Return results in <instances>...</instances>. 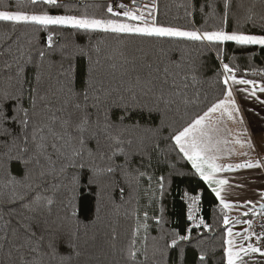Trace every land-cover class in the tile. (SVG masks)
Masks as SVG:
<instances>
[{
    "label": "snow or ice",
    "instance_id": "6c2138e0",
    "mask_svg": "<svg viewBox=\"0 0 264 264\" xmlns=\"http://www.w3.org/2000/svg\"><path fill=\"white\" fill-rule=\"evenodd\" d=\"M30 3L33 6L43 5L45 8L28 12L22 8L13 10L14 6L10 4L4 10H0V21L11 22L14 28L24 25L34 28L35 31L40 29L47 31L46 41L42 47H35L33 41L29 39L27 52L23 50L24 45H20L17 48L19 56H13L11 62L6 61L3 64V70L9 74L5 77V86L0 88V137L5 139L7 151L0 156V167H3L5 173L3 177V188L6 190L5 202L11 206L7 215L11 217L15 214L20 219L17 220L16 226L11 227V239L7 236L11 222L4 221L5 235L0 236V248H4L7 244L8 250L5 258L0 259V264H71L74 257L81 255L79 246L74 240L68 241L69 254L62 255L51 243L47 246L48 250H44L42 247L44 236L37 237L36 232L33 231V221L36 217L30 214L43 208L50 213L56 203L51 196L45 195L47 189L43 191L39 189L42 188L47 177L53 174L67 175L70 169L87 168L91 173L89 184L97 186L117 172L126 177L135 174L136 178H143L146 172L140 169L145 167V158L148 159L150 166L151 155L159 147L154 141L160 131V125L153 126L149 121L142 122L143 112L146 110L151 116L153 112H160L161 103L167 106L172 101L165 98L163 91L153 92L155 86L153 79L142 81L139 75L136 77V84L140 85L139 90L136 86L123 89L112 87L110 82L99 75V60H93L92 49L69 43L58 44L56 36L59 33L55 30L71 29L74 32L84 33L129 34L149 38L167 37L191 42H207L208 46L217 48L219 54V45L226 42H234L238 46L259 45L264 48V34H251L242 30L243 24H255L258 16L261 21L260 27L264 30V13H258L255 4L245 5L241 2L238 7L243 9V13L236 16L239 27L228 31L232 0H224L222 15H218L215 11V0H207L206 3L200 4L199 11L204 14L206 22L209 17L215 18L219 26L212 30H201L158 24L148 5L144 6L149 8L146 17L139 8H129L120 4L119 7L124 10L115 11L113 5L109 4L106 11L110 16L105 18L89 15L87 12L74 14L75 10L72 6L63 3L62 0H30ZM261 5L264 8V0H261ZM61 8L64 9L62 13L54 14L51 11ZM185 9L186 15L193 16L195 4L190 0L185 5ZM205 9L209 11L205 13ZM121 17L124 19H120ZM99 51V47H95V52L99 53ZM120 55L124 54L121 52ZM78 57L87 59L84 77L79 83H77L76 64ZM171 63L176 68H181L185 60L182 57L179 63L176 61ZM28 65H34L36 69L34 85L30 84L25 76V68ZM53 67L57 68L55 75L51 71ZM109 67L115 68L116 65L112 64ZM221 68L224 73V98L211 104L203 114L195 116L185 126L173 131L169 139L191 162L195 173L211 188L220 205L228 209L231 205L225 200L222 192L224 186L230 184V180L219 178L218 173L264 165L260 161L253 163L249 160L236 164H218L215 153L220 149L217 147V142L212 139L210 120L218 111L227 114L230 118L233 114L239 113L231 85L244 86L238 91L248 97L256 98L264 106V100L257 95V93L264 94V83L238 78L237 68L228 63H222ZM187 69L185 77L195 81L199 74L195 62L188 64ZM163 74L165 80L172 75L168 67L163 69ZM26 84H28L27 88H25ZM149 94L155 97L151 104L143 99ZM138 116L140 119H137ZM235 142L242 143L240 140ZM121 157L122 163H117ZM137 157L139 163L133 167ZM13 161L22 164V175L11 173ZM57 163L59 168L56 166ZM164 179L160 177L157 182L161 194L166 190ZM70 183L74 194L79 184V176L72 175ZM235 187L239 188L243 185L236 184ZM120 191L123 194L124 189L121 188ZM182 198L190 201L187 220L192 223L186 229L185 235L173 232L175 238L165 246L164 250L167 247L177 246L178 241L190 240L193 228L201 226L205 229L209 228L203 218L197 220L196 212L199 211L200 196L185 192ZM17 204L19 211L15 208ZM244 204L252 205V201H244ZM65 207L72 210L65 216L57 218L61 225L76 215L71 199ZM259 208L264 210V203L260 204ZM25 212L29 215H25ZM249 213L255 214L253 207H249L248 212L242 215L247 216ZM145 217H147L146 212ZM155 219L159 224L163 218L155 217ZM243 222L248 225L252 223L250 220ZM223 223L230 224L227 215L224 216ZM140 227L147 231L145 224L138 226L136 232ZM252 236L260 242L264 239V232L256 234L246 228L242 234L234 233L231 227L227 228L223 242L226 264H247L246 258H250L255 253L264 257V250L258 244L245 245L244 241H248ZM235 237H241V241L238 242ZM136 243L137 241L133 239L128 249V257L132 261H136L137 256L140 255L135 249ZM156 251L162 250L157 248ZM13 254L16 258H13ZM198 264H206V256L203 252L198 257Z\"/></svg>",
    "mask_w": 264,
    "mask_h": 264
},
{
    "label": "trees",
    "instance_id": "16d2710c",
    "mask_svg": "<svg viewBox=\"0 0 264 264\" xmlns=\"http://www.w3.org/2000/svg\"><path fill=\"white\" fill-rule=\"evenodd\" d=\"M111 1L62 0L63 3L72 6L74 14L87 12L89 15L105 18L110 16L106 9ZM150 1L152 15L156 17L158 24L201 30H212L219 26L215 18L209 17L206 22L204 14L199 11L200 4L206 3L207 0H191L195 4L193 16L186 15L185 5L190 0ZM241 2L245 5L255 4V10L264 13L261 0H232L228 31L239 27L236 16L243 13V9L238 7ZM10 4L14 6L13 10L22 8L28 12L45 8L43 5H31L30 0H0V10H4ZM223 4L224 0H215V11L218 15L223 14ZM51 11L54 14L62 13L64 9ZM146 11L148 13L149 8ZM208 11L209 9H205V13ZM260 24L258 16L255 24H243L242 30L251 34H264ZM55 31L59 33L56 36L58 44L69 43L91 48L93 60H99V75L110 82L112 87L123 89L136 86L139 90L140 85L136 84V77L139 75L142 81L153 79L155 85L153 92L163 91L165 98L170 99L172 103L167 106L161 103L160 112H153L151 116L146 110L143 112L142 122L149 121L153 126L160 125L159 134L154 141L159 147L151 155L150 166L148 159L145 158V167L140 169L146 172L143 178H136L135 174L126 177L117 172L97 186L89 184L91 173L87 168L70 169L67 175L53 174L46 178L39 190L47 189L45 195L51 196L56 203L50 213L43 208L30 214L36 217L33 221V231L37 237L44 236L42 242L44 250H48L47 246L51 243L62 255H67L70 252L68 241L74 240L81 255L74 257L71 264H198L201 252L206 256V264H226L223 242L226 238L227 225L223 223L224 213L211 188L195 173L191 162L179 152L169 137L173 131L185 126L192 118L203 114L211 104L224 97L222 63L237 68L238 78L264 83V48L259 45L238 46L234 42H226L219 45L218 54L217 48L208 46L207 42L129 34L84 33L71 29ZM46 37L47 31L44 29L35 31L34 28L24 25L14 28L11 22L0 21V53H3L0 55V88L5 86V77L9 74L3 70V64L6 61L11 62L13 56H19L17 48L24 45L23 50L27 52L29 39L33 41L35 47H42ZM95 47H99V53L95 52ZM121 52L123 56L120 55ZM182 57L185 63L181 68H176L171 61L179 63ZM193 62L199 69L195 81L185 77L187 65ZM76 64L79 83L83 80L87 59L78 57ZM112 64L116 67L110 68L109 65ZM165 67L172 73L166 80L163 74ZM51 71L55 75L57 68L53 67ZM35 73L34 65L26 66L25 76L32 85L35 84ZM27 87L28 84L25 85V88ZM143 99L151 104L155 97L149 94ZM5 145V139L0 137V156L7 151ZM122 161L121 157L117 163ZM138 163L139 157L133 167ZM56 166L59 168V163ZM11 173L22 175V164L13 161ZM74 174L79 176V184L73 194L70 181ZM4 175V169L0 167V217H2L0 236L5 235L4 221L9 220L11 223L7 236L11 239V227L17 225L20 217L15 214L11 217L7 215L11 206L5 202ZM160 177L165 178L166 190L163 194L159 191L157 183ZM56 185L59 187L54 188ZM121 188L124 189L123 194ZM185 192L200 196L197 220L203 218L209 228L205 229L203 226L193 228L190 240L178 241L177 246L164 250L175 238L173 232L185 235L186 229L192 223L187 220L190 201L182 198ZM69 199L72 200L76 215L61 225L57 218L65 216L72 210L65 207ZM15 208L19 211V204L15 205ZM25 215L29 213L25 212ZM155 217H162V222L158 224ZM145 224L146 232L143 227L136 232L138 226ZM133 239L137 241L135 249L140 253L136 261L128 257L129 245ZM157 248L162 251H156ZM7 250V244L0 248V259L5 258ZM13 258H16L15 254Z\"/></svg>",
    "mask_w": 264,
    "mask_h": 264
},
{
    "label": "crops",
    "instance_id": "0c3cea01",
    "mask_svg": "<svg viewBox=\"0 0 264 264\" xmlns=\"http://www.w3.org/2000/svg\"><path fill=\"white\" fill-rule=\"evenodd\" d=\"M231 87L233 88V98L239 107V113L233 114L230 118L227 114L218 111L212 115L210 120L212 139L217 142V147L220 149L215 153L218 157L217 163L221 165L236 164L249 160L253 163L260 161L264 165V106L256 98L248 97L245 93L238 91L244 86L231 85ZM257 95L264 100V94L257 93ZM236 140H240L242 143H236ZM218 177L230 180V184L224 186L222 195L231 207L224 209L216 198L224 216L227 215L229 218L230 224L227 225V228L231 227L234 233L243 234L246 228L251 231L252 223L248 225L243 221H253L256 215L249 213L244 216L242 214L248 212L249 207H253L255 211V206L264 201L262 198L264 197V166L234 169L218 173ZM236 184H242L243 187L237 188ZM249 200L252 201V205L244 204V201ZM235 239L238 242L241 241V237H235ZM244 243L245 245L247 243L258 244L264 250V246L257 242L253 236ZM246 260L247 264H264V257H261L259 253L252 254Z\"/></svg>",
    "mask_w": 264,
    "mask_h": 264
},
{
    "label": "built area",
    "instance_id": "2783aa9c",
    "mask_svg": "<svg viewBox=\"0 0 264 264\" xmlns=\"http://www.w3.org/2000/svg\"><path fill=\"white\" fill-rule=\"evenodd\" d=\"M110 4L113 5L115 11L124 10L119 7L120 4L127 5L129 8H139L140 10H144L147 0H135V5H133V0H126L125 3L122 2V0H112ZM251 231L256 234L264 232V210L259 211L258 215L254 217L251 225ZM253 238H255V236H253ZM259 243L264 246V239H262Z\"/></svg>",
    "mask_w": 264,
    "mask_h": 264
},
{
    "label": "rangeland",
    "instance_id": "374dc122",
    "mask_svg": "<svg viewBox=\"0 0 264 264\" xmlns=\"http://www.w3.org/2000/svg\"><path fill=\"white\" fill-rule=\"evenodd\" d=\"M125 1H126V0H122V2H124V3H125ZM149 1H150V0H147V4H146V5H148L149 8H151V7H150V3H151V1H150V3H149ZM147 9H148V8H146V9H144V10H141V11L144 13V15H145L146 17L148 16V15H147L148 13H147V11H146ZM120 19H124V18L121 17Z\"/></svg>",
    "mask_w": 264,
    "mask_h": 264
},
{
    "label": "water",
    "instance_id": "95a60500",
    "mask_svg": "<svg viewBox=\"0 0 264 264\" xmlns=\"http://www.w3.org/2000/svg\"><path fill=\"white\" fill-rule=\"evenodd\" d=\"M263 199H264V198H263ZM262 203H264V201L261 202L260 204H262ZM260 204H258L257 206H255V215H258L259 211H261L260 208H259V205H260Z\"/></svg>",
    "mask_w": 264,
    "mask_h": 264
}]
</instances>
